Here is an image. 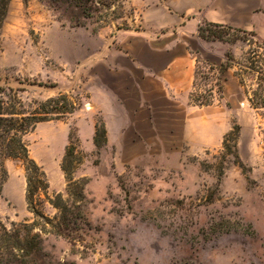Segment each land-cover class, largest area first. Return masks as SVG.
Masks as SVG:
<instances>
[{
  "label": "rangeland",
  "instance_id": "obj_1",
  "mask_svg": "<svg viewBox=\"0 0 264 264\" xmlns=\"http://www.w3.org/2000/svg\"><path fill=\"white\" fill-rule=\"evenodd\" d=\"M112 1L117 17L108 23L72 27L48 0H12L2 27L0 86L17 90L27 103L66 95L75 107L25 137L48 176L50 195L65 193L61 163L71 132L82 160L75 178L88 180L91 229L84 237L96 244L95 253L82 258L66 240L46 236L44 256L34 264H264V107L250 103L257 75L237 65L250 50L264 65V41L255 33L204 25L206 37L195 43L190 105L202 101L210 104L206 109L189 115L173 99L161 102L162 94L156 105L165 110L149 109L136 92L121 103L126 109L119 108L103 87L124 96L120 78L98 60L119 32L141 30L140 8L160 0ZM208 32H222L223 39ZM229 55L235 66L225 71ZM104 110L110 133L98 151L93 140L96 125L106 124ZM237 126L236 160L223 142ZM6 170L0 222L9 229L32 224L25 169L8 161ZM43 212L57 214L48 203Z\"/></svg>",
  "mask_w": 264,
  "mask_h": 264
},
{
  "label": "trees",
  "instance_id": "obj_2",
  "mask_svg": "<svg viewBox=\"0 0 264 264\" xmlns=\"http://www.w3.org/2000/svg\"><path fill=\"white\" fill-rule=\"evenodd\" d=\"M12 0H0V42L1 31L8 15ZM27 3L28 0H23ZM60 13V18L67 19L72 27H85L89 21L99 26L108 23L110 18L117 17V10L111 11L115 5L112 0H48ZM120 7V6H119ZM207 27L233 29L219 25L204 24ZM203 25V26H204ZM203 26L199 35L206 37ZM234 30V29H233ZM222 32H208V35L223 39ZM261 57L257 51L250 50L245 54V62L238 64L241 71L257 75L258 88L253 91L254 99H250L253 108L264 107V65L260 64ZM262 59H264L262 57ZM264 61V60H263ZM225 71L235 66L234 58L228 56ZM247 63V64H246ZM241 75V84L245 82ZM61 105V106H60ZM197 107H208L209 103L195 101ZM75 107L69 103L66 95L46 102H25L17 90L0 86V192L7 179L6 163L18 161L25 169L26 194L25 200L29 211L34 216L32 224H12L7 228L0 222V264H34L44 256V238L55 236L66 240L71 246V252L82 258L95 253V243L87 242L84 234L91 229L85 214L88 204L86 186L88 180L76 179L75 173L82 163L78 156L77 147L73 140L74 133H70V145L66 149L61 163V170L66 180L65 193L50 195V182L44 168L30 155L25 137L33 132L37 125L64 118L72 114ZM241 128L237 126L226 135L223 148L234 159H238L237 142ZM233 141V145H231ZM94 146L99 151L108 143V130L104 122L96 125ZM239 163V162H238ZM208 164L203 169H209ZM48 203L57 214L50 218L43 212V206Z\"/></svg>",
  "mask_w": 264,
  "mask_h": 264
},
{
  "label": "crops",
  "instance_id": "obj_3",
  "mask_svg": "<svg viewBox=\"0 0 264 264\" xmlns=\"http://www.w3.org/2000/svg\"><path fill=\"white\" fill-rule=\"evenodd\" d=\"M140 10L142 29L119 32L115 45L98 60L120 78L118 92L124 96L103 87L119 108L126 109L121 103L136 92L142 94L140 102H149V109L165 110L156 105L158 94L161 102L173 99L189 115L206 109L190 105L197 71L195 43L206 23L255 33L264 41V0H160ZM103 114L110 133L105 110Z\"/></svg>",
  "mask_w": 264,
  "mask_h": 264
},
{
  "label": "built area",
  "instance_id": "obj_4",
  "mask_svg": "<svg viewBox=\"0 0 264 264\" xmlns=\"http://www.w3.org/2000/svg\"><path fill=\"white\" fill-rule=\"evenodd\" d=\"M243 106L245 105V104H242Z\"/></svg>",
  "mask_w": 264,
  "mask_h": 264
}]
</instances>
